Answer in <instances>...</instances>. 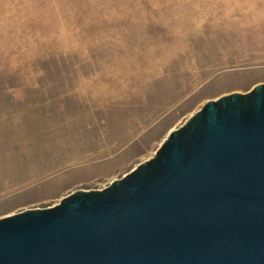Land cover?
<instances>
[{"label":"rangeland","instance_id":"1","mask_svg":"<svg viewBox=\"0 0 264 264\" xmlns=\"http://www.w3.org/2000/svg\"><path fill=\"white\" fill-rule=\"evenodd\" d=\"M261 80L264 0H0V217L57 193L37 179L62 167L58 145L159 107L119 178L206 97Z\"/></svg>","mask_w":264,"mask_h":264},{"label":"water","instance_id":"2","mask_svg":"<svg viewBox=\"0 0 264 264\" xmlns=\"http://www.w3.org/2000/svg\"><path fill=\"white\" fill-rule=\"evenodd\" d=\"M0 264H264V81L106 186L0 217Z\"/></svg>","mask_w":264,"mask_h":264},{"label":"crops","instance_id":"3","mask_svg":"<svg viewBox=\"0 0 264 264\" xmlns=\"http://www.w3.org/2000/svg\"><path fill=\"white\" fill-rule=\"evenodd\" d=\"M259 82H262V80L256 81L247 89L240 87L222 89L216 95L206 97L204 102L224 93L247 91ZM159 109V107L152 105L151 109L147 110L148 112L146 111L147 113L144 114L143 112V115L135 119L136 127L133 130L124 129L113 132L112 130L106 131L104 129L103 133H100L101 135L98 136V139L95 134H89V140L87 141L80 142L78 140L79 142L77 141L75 145L71 146L65 144L58 145L54 153L55 164L62 167L57 171L45 173L37 179L39 182L53 181L58 187L57 193L49 195L46 192L43 193L44 191L42 190L44 188H37L34 193L40 191L39 194L42 195L39 199L33 201L31 206L37 207L42 204L50 206L76 189L88 188L98 180L104 179L109 183L111 180L117 178L114 176L119 169L132 165V162L138 160L141 156L140 152L144 146L141 148L140 144L137 143L143 142L142 139L146 133L145 126L151 124L159 116ZM145 145L147 146V144ZM42 153L41 156L47 155ZM52 163L54 164L53 161Z\"/></svg>","mask_w":264,"mask_h":264}]
</instances>
